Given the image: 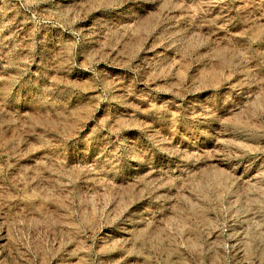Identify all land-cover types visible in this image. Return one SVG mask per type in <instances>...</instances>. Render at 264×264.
Masks as SVG:
<instances>
[{"label": "rangeland", "instance_id": "rangeland-1", "mask_svg": "<svg viewBox=\"0 0 264 264\" xmlns=\"http://www.w3.org/2000/svg\"><path fill=\"white\" fill-rule=\"evenodd\" d=\"M0 264H264V0H0Z\"/></svg>", "mask_w": 264, "mask_h": 264}]
</instances>
